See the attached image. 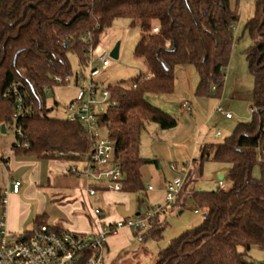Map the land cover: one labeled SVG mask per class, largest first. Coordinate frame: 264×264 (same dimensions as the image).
<instances>
[{"label": "trees", "instance_id": "1", "mask_svg": "<svg viewBox=\"0 0 264 264\" xmlns=\"http://www.w3.org/2000/svg\"><path fill=\"white\" fill-rule=\"evenodd\" d=\"M120 18L140 30L135 56L147 73L106 87L116 106L99 116V125L115 143L123 191L136 194L144 189L142 167L156 162L140 155L145 125L171 130L178 123L146 96L171 95L176 67L186 66L198 72L197 95H209L213 86L222 94L239 22L230 0H0V126L20 127L22 136L13 144L17 152L72 164L87 160L92 140L85 127L50 117L46 95L60 86L54 77L73 75L70 55L78 60L75 75H83L90 48ZM245 30L252 40L245 55L254 80L253 118L224 141L202 145L194 160L200 167L210 159L228 165V185L197 191L188 173L174 204L184 207L190 197L205 217L161 250L154 264H260L251 252L264 250V0L256 1ZM88 33L86 44L82 38ZM38 224L46 223L39 219ZM164 231L157 214L143 240L160 241Z\"/></svg>", "mask_w": 264, "mask_h": 264}, {"label": "rangeland", "instance_id": "2", "mask_svg": "<svg viewBox=\"0 0 264 264\" xmlns=\"http://www.w3.org/2000/svg\"><path fill=\"white\" fill-rule=\"evenodd\" d=\"M256 1L230 0L232 9L239 15V22L227 68L228 81L226 78L224 84L226 91L222 90L220 96L214 91L207 96L197 95L198 72L195 67L186 66L176 67L175 89L171 95L146 96L152 106L175 118L178 123L171 130H162L154 123L145 125L141 133L140 155L143 159L156 162L142 167L144 189L136 194L123 191L121 196L127 198L126 202L112 201L109 209L114 213L119 212L123 219L136 218L141 209L147 213L158 212L161 209L166 213L165 216L160 213L161 219L165 222V231L160 241L146 239L141 243L135 238L132 248L128 250L130 253H123L114 264H153L158 253L166 249L173 239L201 223L203 213L198 210L190 197L186 199L184 207L174 203L168 204L167 184L175 179L185 181L191 171L194 186L189 183V189L193 186L197 191H213L217 190L220 182L218 175L229 170L228 165L217 163L212 159L205 162L202 167L194 160L199 158L200 148L204 142H222L232 135L238 124L250 122L253 118L255 109L251 107V94L254 80L250 75L245 55L246 49L252 45V40L245 26L255 15ZM139 39L140 30L133 28L130 21L125 18L116 19L111 27L102 33L93 51L92 68L100 66L99 60L103 54L108 53L110 56L117 44L120 48L119 59L114 60L110 57V65L101 69L100 74L95 78L99 84V96L108 85L121 82L128 84L137 76L147 73L142 59L135 56ZM69 60L73 72L72 83L55 86L53 90L47 92L46 101L50 117L65 118L68 106L78 94V89L74 86V77L79 70L78 60L73 55L69 56ZM90 71L89 64L83 72L85 82L90 79ZM187 101L192 103V112L182 108L183 103ZM218 106L226 109L232 115V120H227L223 114L217 112ZM5 129V134L0 131L2 145L8 142L11 144L15 138L14 130L10 127ZM100 138L107 139L108 133L101 131ZM86 164L87 160L78 163L77 166L82 170ZM223 182L228 185L227 181ZM143 249L149 251L151 256L145 257L143 254L146 251L142 252ZM134 251L135 253H132ZM256 252L257 255L253 258L264 264V250L256 249Z\"/></svg>", "mask_w": 264, "mask_h": 264}, {"label": "built area", "instance_id": "3", "mask_svg": "<svg viewBox=\"0 0 264 264\" xmlns=\"http://www.w3.org/2000/svg\"><path fill=\"white\" fill-rule=\"evenodd\" d=\"M157 31V30H155ZM83 42L89 44L91 36L88 33L82 38ZM93 47L90 48L89 64L90 79L85 82V76L74 77V86L78 89L76 98L68 106L65 119L69 122H78L83 125L90 135L92 146L87 164L82 171L72 166L70 172L82 173L90 181L88 192L90 195L98 191L122 192L123 171L122 165L116 160L115 143L107 139H101V131L108 132L107 127L99 125V116L106 113L109 107H115L116 102L112 100L110 92L105 88L98 93V82L95 78L101 69L110 65L108 53L101 56L99 67L92 68ZM55 82L60 85L72 83L71 76L66 78L54 77ZM215 88L213 87V91ZM22 98L18 97L17 105L22 104ZM182 108L191 111V105L185 102ZM217 112L225 118L232 119V115L222 106H218ZM18 115L15 116V119ZM15 136L21 137L20 127L15 128ZM220 136V133L218 134ZM186 180V179H185ZM220 180L218 188L225 189L227 184ZM185 181L175 179L167 184V202L173 204L182 190ZM21 182L14 183V192L18 193ZM151 190V188H149ZM7 193L0 194V264H105L104 251L108 238L121 229H130L135 232L139 241H143L144 233L150 221L162 212H144L136 218L123 219L111 224H104L100 231L90 234L75 233L67 230L57 231L47 224H37L29 232L12 234L7 229L6 223ZM94 215L101 220V210L95 209ZM89 252L94 256L85 260ZM85 261V262H84Z\"/></svg>", "mask_w": 264, "mask_h": 264}, {"label": "crops", "instance_id": "4", "mask_svg": "<svg viewBox=\"0 0 264 264\" xmlns=\"http://www.w3.org/2000/svg\"><path fill=\"white\" fill-rule=\"evenodd\" d=\"M226 78L228 81V77H225V80ZM225 89L223 87V91H226ZM188 103L192 112V103ZM2 127L0 126V131ZM1 133L5 134L6 129ZM14 142L15 138L11 144L8 142L2 145L0 140V191L7 193L6 223L10 233L29 232L38 224L39 219L49 226L82 234L96 233L104 224L123 220L119 212L114 213L109 209L112 201L126 202L127 198L121 196L123 191L100 190L97 194L90 195L88 192L90 181L87 177L82 173L70 172L72 166L78 167L77 164L63 159H39L24 152H17L13 150ZM78 169L83 170L79 167ZM228 174L227 169L218 177L222 175V180L226 181ZM16 181L21 182L18 193L14 192ZM95 209L101 210L102 223L94 215ZM142 213L144 211L139 210L136 217ZM162 213L165 216L166 213L164 211ZM135 235L130 229H121L111 235L105 247V264H114L123 253H130L128 250L132 248L134 239H137ZM139 242L143 243L144 240ZM142 252H145L143 254L145 257L150 255L147 250L143 249ZM256 253V249H253L251 255L254 257Z\"/></svg>", "mask_w": 264, "mask_h": 264}, {"label": "water", "instance_id": "5", "mask_svg": "<svg viewBox=\"0 0 264 264\" xmlns=\"http://www.w3.org/2000/svg\"><path fill=\"white\" fill-rule=\"evenodd\" d=\"M119 48H120V45L117 44L114 47V49L111 51L110 56H111L112 59H114V60H118L119 59ZM2 131L5 132V127L4 126L2 127ZM219 178L222 179V175H220ZM203 217H205V214L203 215Z\"/></svg>", "mask_w": 264, "mask_h": 264}]
</instances>
